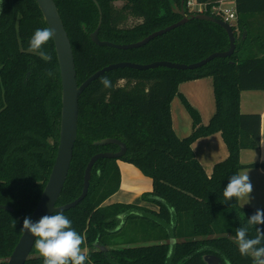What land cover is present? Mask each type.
Here are the masks:
<instances>
[{
    "label": "trees",
    "instance_id": "16d2710c",
    "mask_svg": "<svg viewBox=\"0 0 264 264\" xmlns=\"http://www.w3.org/2000/svg\"><path fill=\"white\" fill-rule=\"evenodd\" d=\"M97 1L103 16L99 37L117 44L137 42L182 19L174 7H180L182 0ZM117 1L122 5L117 6ZM252 1L237 0L238 12L254 9ZM55 2L72 44L79 84L112 63L168 60L191 64L230 46L222 26L199 18L138 48L99 46L91 38L100 20L95 1ZM184 8L186 14L199 13L188 8L187 0ZM256 8L264 10V4ZM203 13L224 20L222 12L208 9ZM130 17L139 22L125 26ZM44 27L49 26L37 0H0V204L13 207L0 209V264H6L17 245L23 219L31 217L57 156L62 86L54 40L44 46L52 56L50 62L27 52L35 29ZM233 28L237 48L229 57L187 70L114 69L80 95L77 140L57 205L81 195L92 156L120 150L114 143H95L110 137L127 145L120 159L152 179L153 189L144 193L142 200L157 206L106 203L120 189L121 172L118 159L97 160L88 194L63 211L85 237L86 264H208L206 255H215L224 264H252L250 258L239 254L234 237L236 228L246 223L256 208L243 207L235 198L225 201L222 193L229 177L241 169L264 168V162L243 164L240 159L243 149L261 148L262 115L241 111V93L264 90V54L254 56L247 47L239 50L241 38L238 27ZM207 76L213 78L216 112L203 124L199 110L179 91V85ZM105 77L111 87L101 83ZM176 95L192 119V131L186 137H179L173 127L171 103ZM217 132L229 153L209 175L192 144ZM128 218L149 219L156 233L151 239L140 240L133 239L132 232L117 234ZM254 235L251 229L249 236ZM25 264H43L34 247Z\"/></svg>",
    "mask_w": 264,
    "mask_h": 264
},
{
    "label": "water",
    "instance_id": "95a60500",
    "mask_svg": "<svg viewBox=\"0 0 264 264\" xmlns=\"http://www.w3.org/2000/svg\"><path fill=\"white\" fill-rule=\"evenodd\" d=\"M94 1L100 10V20L95 31L91 33V38L99 46H108L116 49L138 48L146 45L152 39L185 24L193 18L212 21L222 26L228 33L230 46L225 51L214 52L206 58L191 64L172 62L168 60L154 61L148 64H140L130 61L112 63L97 70L92 75H90L84 82L79 84L77 81V72L75 67V59L72 44L65 29V25L59 13L56 2L55 0H37V3L43 13V16L48 26L52 27L56 32L55 38L53 40L61 74L62 108L57 156L50 177L31 215V219L33 222H36L37 220H39L40 217L44 215L53 214L54 211L68 210L79 204L88 194L90 180L92 176V169L96 161L102 158L120 159L124 156L127 151L126 143L117 138L109 137L96 141L95 143L98 145H105L109 143L117 144L120 147V150L117 152H99L92 156L85 169L84 186L81 195L72 202L63 205H57V201L60 197V194L63 190L64 184L69 173L73 157V149L77 140L79 97L93 81H95L108 71L123 67H130L138 70H148L157 67H168L179 70L196 69L209 63L215 58H226L231 56L237 48L236 35L233 28V24L231 22L206 13H196L190 15L186 14V10L184 8V0H182L180 7L176 5L174 6L176 11L182 15V19L165 28L152 32L151 34L147 35L146 37L137 42L129 44H117L108 40H102L99 37V31L103 20L102 11L98 1ZM261 147L264 152V116L262 117L261 124ZM0 209L13 210V207L6 204H0ZM34 240L35 237H32L31 235L23 232L12 254L8 258L6 264H25L30 257L31 251L33 249ZM204 259L208 264H224L220 260V258L215 255H206Z\"/></svg>",
    "mask_w": 264,
    "mask_h": 264
},
{
    "label": "crops",
    "instance_id": "0c3cea01",
    "mask_svg": "<svg viewBox=\"0 0 264 264\" xmlns=\"http://www.w3.org/2000/svg\"><path fill=\"white\" fill-rule=\"evenodd\" d=\"M195 3L194 9L206 11L222 12L230 10L237 14L233 25L238 28L239 50L242 48H251L257 52L260 57L264 54V10L258 9L259 5L264 4V0H253L250 5L254 9L238 12L237 0H219L213 2ZM121 2L122 1H117ZM116 2V5H117ZM244 29V32L242 31ZM261 44H258V43ZM260 47V48H259ZM179 91L189 100V102L199 110L202 123L207 124L216 112V101L214 96L213 78L203 77L194 80L184 81L179 85ZM264 90H245L241 93V111L250 112L248 108L244 109V95L247 93ZM249 98V94L247 96ZM173 127L179 137H185L192 131V119L182 104L179 95H176L171 103ZM264 116V109L261 113ZM192 148L197 159L203 165L205 171L210 175L216 163L224 160L228 156V148L220 132L209 136L198 138L192 144ZM252 150V152H250ZM243 164L264 162V152L262 147L257 149H243L240 155ZM117 164L121 172V186L118 192L112 195L106 203H134L143 207L157 209V206L151 202L142 200L144 193L151 192L153 181L145 176L141 170L132 163L118 159ZM240 171H247L250 174L251 182L254 185V191L251 194L250 201H239L240 205L249 208H264V168H243ZM174 241V240H173ZM87 249L88 247L85 246Z\"/></svg>",
    "mask_w": 264,
    "mask_h": 264
},
{
    "label": "clouds",
    "instance_id": "9594fccd",
    "mask_svg": "<svg viewBox=\"0 0 264 264\" xmlns=\"http://www.w3.org/2000/svg\"><path fill=\"white\" fill-rule=\"evenodd\" d=\"M56 32L52 27L37 28L28 41L27 52L37 55L45 62H50L52 56L45 51L44 46L55 38ZM51 73H49L50 75ZM105 88L111 87L108 78H102ZM254 185L247 171H238L231 175L223 188L225 201H250ZM14 226H16L14 224ZM264 209L256 208L247 217L246 223L235 230L234 242L242 257L251 259L252 264H264ZM255 230L250 237L249 231ZM21 231L35 237L33 247L42 258L43 264H86L88 249L83 247L85 237L76 231L72 221L63 211H54L44 215L36 222L31 217H24Z\"/></svg>",
    "mask_w": 264,
    "mask_h": 264
},
{
    "label": "rangeland",
    "instance_id": "374dc122",
    "mask_svg": "<svg viewBox=\"0 0 264 264\" xmlns=\"http://www.w3.org/2000/svg\"><path fill=\"white\" fill-rule=\"evenodd\" d=\"M122 3L121 2H117V6H121ZM137 22H139V20L137 18L134 17H130L128 19V21L125 23V26H132L134 24H136ZM231 23L234 22V20L232 19L230 21ZM258 43V42H257ZM261 44V43H258ZM260 48V47H259ZM251 53L254 56H257V52H255V50L251 49ZM121 83H123V81H121ZM249 94V98L244 95V106L246 108H248L250 112H245V113H261L262 109H264V95L261 91H257V92H251L249 93V91L247 93ZM252 152V150L250 151ZM154 225L152 224V221H150L149 219H143V218H128V219H124L122 221V225L120 228L121 232H118L117 234H124L126 232H132L134 234V237L138 240L140 239H151L152 235L155 234V229L153 227ZM116 234V236H117ZM154 236V235H153ZM111 235L109 234L106 238H110Z\"/></svg>",
    "mask_w": 264,
    "mask_h": 264
},
{
    "label": "built area",
    "instance_id": "2783aa9c",
    "mask_svg": "<svg viewBox=\"0 0 264 264\" xmlns=\"http://www.w3.org/2000/svg\"><path fill=\"white\" fill-rule=\"evenodd\" d=\"M187 6L191 11H198L199 13H203L202 9H199V10L194 9L195 3L191 0H187ZM223 14H224V20L228 22H230L232 19L237 17V14L235 12H232L227 9L223 11Z\"/></svg>",
    "mask_w": 264,
    "mask_h": 264
}]
</instances>
